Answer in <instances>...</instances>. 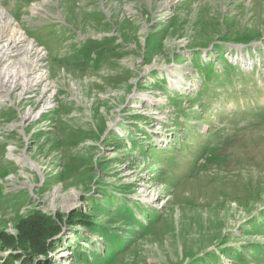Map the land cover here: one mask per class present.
<instances>
[{
  "label": "rangeland",
  "instance_id": "374dc122",
  "mask_svg": "<svg viewBox=\"0 0 264 264\" xmlns=\"http://www.w3.org/2000/svg\"><path fill=\"white\" fill-rule=\"evenodd\" d=\"M0 11L46 76L2 88L32 76L25 45L0 50V264H264V0ZM34 211L60 223L45 256L17 228Z\"/></svg>",
  "mask_w": 264,
  "mask_h": 264
},
{
  "label": "bare ground",
  "instance_id": "6f19581e",
  "mask_svg": "<svg viewBox=\"0 0 264 264\" xmlns=\"http://www.w3.org/2000/svg\"><path fill=\"white\" fill-rule=\"evenodd\" d=\"M11 21L8 19H5V17L3 16V11H0V22H1L0 32L1 34H4L3 39H4V42H6L5 44L3 43L4 45L0 46V50L2 51L3 57L5 56L6 58L11 53L13 55H16V53L22 52L19 50L22 48V45H25V49L23 50V52H25V55H24L25 57L23 59H29V61H26V62L30 66L29 75H31L32 77H31V80L29 79L26 81V77H23V73H25V69L22 66L14 65L12 68H10L11 70L2 69V72H3V79H1L2 88L4 89H6V87L13 88V87H17V85L19 84L23 88V91L29 90V89L33 90L36 86L40 84L44 85L43 82L46 81L45 73L40 70V66H41L40 60L42 58L40 53L42 52V50L31 45V43H29L28 40H26L23 37L22 32L19 30L17 25ZM20 44L21 46H19ZM13 49H16V50H13ZM9 63L12 64L11 62ZM45 86L47 85L45 84ZM28 117L29 116L27 114L26 116H24V119ZM22 160L26 161L25 159H22Z\"/></svg>",
  "mask_w": 264,
  "mask_h": 264
},
{
  "label": "trees",
  "instance_id": "16d2710c",
  "mask_svg": "<svg viewBox=\"0 0 264 264\" xmlns=\"http://www.w3.org/2000/svg\"><path fill=\"white\" fill-rule=\"evenodd\" d=\"M70 224L79 225L80 227H88L90 232L96 233L93 230L90 218L87 214H78L73 212L67 217ZM57 224V223H56ZM53 219L41 212L34 211L27 217L21 218L18 223V229L20 230V239L26 240L30 243V247L35 254H45L54 248V239L61 233L60 223L56 225ZM58 242L59 240L56 239ZM20 258V257H19ZM19 258H8L1 264H26L25 260L20 261Z\"/></svg>",
  "mask_w": 264,
  "mask_h": 264
}]
</instances>
